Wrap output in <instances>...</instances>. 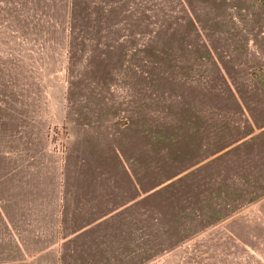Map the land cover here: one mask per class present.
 <instances>
[{"label":"rangeland","instance_id":"rangeland-1","mask_svg":"<svg viewBox=\"0 0 264 264\" xmlns=\"http://www.w3.org/2000/svg\"><path fill=\"white\" fill-rule=\"evenodd\" d=\"M0 264H264V5L0 0Z\"/></svg>","mask_w":264,"mask_h":264},{"label":"trees","instance_id":"trees-1","mask_svg":"<svg viewBox=\"0 0 264 264\" xmlns=\"http://www.w3.org/2000/svg\"><path fill=\"white\" fill-rule=\"evenodd\" d=\"M259 3H261L262 5H264V0H257Z\"/></svg>","mask_w":264,"mask_h":264}]
</instances>
